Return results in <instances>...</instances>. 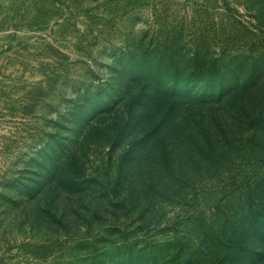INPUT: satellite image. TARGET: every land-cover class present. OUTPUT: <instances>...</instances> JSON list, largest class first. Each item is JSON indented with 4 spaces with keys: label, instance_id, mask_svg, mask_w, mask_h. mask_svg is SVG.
Listing matches in <instances>:
<instances>
[{
    "label": "rangeland",
    "instance_id": "obj_1",
    "mask_svg": "<svg viewBox=\"0 0 264 264\" xmlns=\"http://www.w3.org/2000/svg\"><path fill=\"white\" fill-rule=\"evenodd\" d=\"M129 250L264 264V0H11L1 17L0 264Z\"/></svg>",
    "mask_w": 264,
    "mask_h": 264
},
{
    "label": "trees",
    "instance_id": "obj_2",
    "mask_svg": "<svg viewBox=\"0 0 264 264\" xmlns=\"http://www.w3.org/2000/svg\"><path fill=\"white\" fill-rule=\"evenodd\" d=\"M208 157H210V155ZM241 249L247 250L245 246L243 248H240L238 251H240ZM154 255L155 254H151L148 250H144V252H141V251L134 252L133 250H129L127 253H125L121 257L120 256L118 257L119 258L118 264H120L121 262H125V264H161L157 257L153 258ZM140 257H145V258L143 261H140V262L136 261V259Z\"/></svg>",
    "mask_w": 264,
    "mask_h": 264
},
{
    "label": "crops",
    "instance_id": "obj_3",
    "mask_svg": "<svg viewBox=\"0 0 264 264\" xmlns=\"http://www.w3.org/2000/svg\"><path fill=\"white\" fill-rule=\"evenodd\" d=\"M11 0H0V19L7 10Z\"/></svg>",
    "mask_w": 264,
    "mask_h": 264
}]
</instances>
